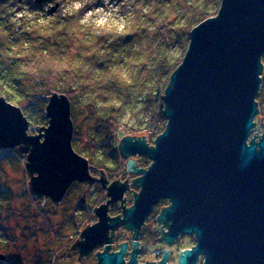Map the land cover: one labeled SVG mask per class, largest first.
I'll use <instances>...</instances> for the list:
<instances>
[{"label": "water", "instance_id": "1", "mask_svg": "<svg viewBox=\"0 0 264 264\" xmlns=\"http://www.w3.org/2000/svg\"><path fill=\"white\" fill-rule=\"evenodd\" d=\"M263 56L264 0H222L215 16L192 29L163 96L165 130L153 145L131 136L118 145L123 158L151 160L147 168H134L136 160L128 159L126 169L139 174L132 182L140 188L134 204L114 217L106 204L95 208L98 221L72 246L81 257L105 244L97 252L99 264H138L141 227L166 199L170 205L158 216L167 227L162 240L170 245L181 234L196 236L178 264H197L201 257L203 264H264V131L249 141L257 126ZM45 113L48 124L36 126L19 105L0 97V149L26 155L31 194L56 205L74 182H99L110 203L122 200L129 180L108 185L105 172L93 175L94 165L75 150L69 96L52 92ZM121 227L133 231L136 240L129 262L124 261L127 244L110 251V233ZM168 258L166 249L159 263L145 264H168Z\"/></svg>", "mask_w": 264, "mask_h": 264}, {"label": "trees", "instance_id": "2", "mask_svg": "<svg viewBox=\"0 0 264 264\" xmlns=\"http://www.w3.org/2000/svg\"><path fill=\"white\" fill-rule=\"evenodd\" d=\"M123 2L124 24L119 27L112 22L98 25L85 20V7L50 13L34 0H0V97L16 102L34 125L42 126L48 123L43 110L49 95L67 94L73 120L81 119L80 125L75 124L73 146L95 168L105 167V158L96 161L93 156L98 149L105 150L106 157H119L116 132L121 117L140 102L152 113L150 130L127 129L148 132L150 140L165 130L167 124L163 129L152 125L157 117L166 119L163 95L171 74L185 56L192 29L213 17V9L220 8L222 0ZM20 11L23 14L19 17ZM178 44H184L186 50L181 59L174 60ZM263 95L261 91L257 97L259 108ZM87 116L97 123L89 137L91 152L78 144L82 138L79 129ZM22 159L25 157L17 148L0 149V227L18 214L14 194L1 180L9 167L19 168ZM144 162L151 164L146 157ZM24 230H30V226ZM2 249L7 250V245L0 244V253L6 256L0 264H52L51 256L45 257L42 251L20 259L10 258Z\"/></svg>", "mask_w": 264, "mask_h": 264}, {"label": "rangeland", "instance_id": "3", "mask_svg": "<svg viewBox=\"0 0 264 264\" xmlns=\"http://www.w3.org/2000/svg\"><path fill=\"white\" fill-rule=\"evenodd\" d=\"M123 1L124 0H48L43 2L42 5L46 11H49L52 6L59 3V7L55 12L62 10L63 13L77 11L85 7V20H92L98 25L112 22L122 27L124 24V16L121 11V7L124 3ZM213 10H216V13L213 15L215 16L219 8H214ZM22 14L23 11H20L18 16L20 17ZM185 50L184 44H178L173 51L174 60L181 59ZM261 91L264 93V85L261 86L260 92ZM11 103L17 105L16 102L11 101ZM259 112L264 113V95ZM261 113L255 117L257 126L252 131L249 141L255 136V139L259 140L263 134L264 120L261 119ZM43 114L46 115L45 109L43 110ZM151 114V111L146 108V104L142 102H140L134 110L126 112L121 117V125L116 132L118 133L116 138L117 147L120 140L126 136L144 138L150 145H153L156 138L150 140V134L148 132H137L127 129V127H134L136 130H142L145 127L150 130V128H148L150 123L148 124V122L151 119ZM156 119H154L155 124H151L152 128L155 126L157 129H163L167 124V118L163 119L157 117ZM76 123L80 125L81 119L78 118L76 122L74 120V124ZM94 124H97L95 118L87 116L82 121V127L79 129L82 138L79 140L78 144L87 152L91 149L89 146V137L95 132ZM35 132L36 131H33V133ZM97 137L98 135H95V138ZM105 153V150L98 149L97 154L92 155L95 157L96 161L98 158H105V167H96L95 169L98 172L103 170L107 173L109 178L108 183L120 179L122 181L129 180V182L131 181V185H133V180L138 177L139 174L135 173L134 170L128 171V169H126L129 158L131 160H136L137 165H135L134 168H147L150 165L144 162L145 157L130 156L128 158H123L121 153H119V157L115 159L114 157H106ZM21 155L25 157V159H22L21 166L19 168L9 167L8 173L5 174L3 180H1L2 185L9 186L13 192L14 206L18 213L8 220L3 221V225L0 227V244L7 245V250L2 249L1 251L6 253L10 258L20 259L32 258L38 251H42L45 257L51 256L52 264H99L97 252H94L90 256L79 258L77 256L78 250L73 249L72 246L80 239L81 232L87 226L93 225L98 221V217L95 211H93V208L99 206L101 202L106 201L108 197L107 191L102 188L101 184L95 185L93 189L88 188L86 183L74 184L67 192L64 201L54 206L50 199L36 197L31 194L28 186L29 174L25 168L26 155ZM147 160L151 163V160L148 158ZM92 165H94V163H92ZM138 191L136 190V192ZM85 192H88L89 196L87 195L85 198V205L80 206V200ZM28 193L31 198L28 196ZM132 195L133 192L129 196L132 197ZM26 225L30 226V230H24ZM24 232L26 234L25 236H23ZM121 233L127 234V231L121 230ZM124 237L125 235H123V238ZM188 246H190L189 243H186L183 245V248ZM98 249L103 251V248ZM149 259H153V257L146 254H143L141 258L142 261H148Z\"/></svg>", "mask_w": 264, "mask_h": 264}, {"label": "flooded vegetation", "instance_id": "4", "mask_svg": "<svg viewBox=\"0 0 264 264\" xmlns=\"http://www.w3.org/2000/svg\"><path fill=\"white\" fill-rule=\"evenodd\" d=\"M96 177L102 176V171L99 172L96 171V169L93 170ZM98 172V173H97ZM97 173V174H95ZM105 178H108L107 173H105ZM131 182V181H130ZM112 182L108 183L110 185ZM74 184H78V182H74ZM101 184L99 182H96L92 185H88L87 187L90 189H93L94 186ZM102 186V184H101ZM133 186L130 183V189L127 190L124 194V198L122 200H118L117 202H109L110 198L107 197L105 202H101L99 206H96L95 208L100 207L101 205H108V215L110 217H114L117 215L122 214L124 208L130 207L134 204L135 194L137 193L136 190H140L139 187ZM103 189L106 190L102 186ZM69 191V190H68ZM107 191V190H106ZM133 192L132 197L129 195ZM89 196L88 192H85L83 194V197L80 200V206H84L86 203V197ZM66 197V196H65ZM65 199V198H64ZM64 201V200H63ZM54 205V204H53ZM170 203L168 200L163 199L161 200L153 209L151 214L148 216V218L145 220L144 224L141 227L139 238L137 239L139 243V248L137 250V262L138 264H145L149 262L159 263L162 257L164 256L165 250L169 249V258H168V264H178L179 262V256L180 253L184 250L191 249L195 243H196V236L195 235H179L172 244L168 245L165 243L164 240H162L163 232L167 230V227L164 223L158 221V216L161 213V211L168 207ZM55 206V205H54ZM93 208V211L95 210ZM121 230L127 231V234H122ZM112 240L110 242V251L112 253H117L121 250V246L125 243L127 244L126 252L124 253V261L129 262L132 259V253L134 251V242L136 241L133 238V231H129L123 227L117 229L115 231V234H111ZM123 235L125 237L123 238ZM189 243L190 246L183 248V245ZM105 244L103 246L97 247L94 252H100L98 248H105ZM98 249V250H97ZM143 254L150 255V257H153V259H149L148 261H142L141 258ZM77 256L80 258H83L80 256L79 251H77ZM98 260V257H97ZM203 258L201 257L197 264H203Z\"/></svg>", "mask_w": 264, "mask_h": 264}]
</instances>
